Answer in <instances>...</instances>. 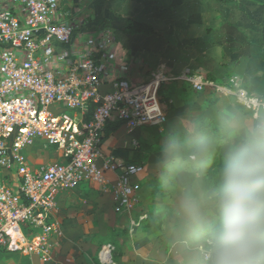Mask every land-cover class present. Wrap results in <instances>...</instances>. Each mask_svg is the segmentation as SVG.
I'll return each instance as SVG.
<instances>
[{"label": "crops", "instance_id": "0c3cea01", "mask_svg": "<svg viewBox=\"0 0 264 264\" xmlns=\"http://www.w3.org/2000/svg\"><path fill=\"white\" fill-rule=\"evenodd\" d=\"M60 3L77 26L74 39L78 41L71 50L77 60L85 39H105L106 50L99 54L107 74L103 91L110 90L114 75L131 84L143 83L155 73L168 77L159 90L165 120L158 128L138 129V140L152 145L157 131L164 144L176 133L183 141L198 140L207 130L203 122L210 121L228 129L221 139L226 158L230 149L246 143L260 128L263 115L255 119L230 91L242 88L264 98V0ZM129 19L151 26L154 34L126 33ZM193 74L212 85L196 91L183 78ZM112 135L103 141L102 149L122 163L143 167L133 181L132 208L114 211L116 177L111 173L105 187L85 184L61 193L55 211L59 231L51 238L50 259L23 255L26 263L94 264L104 241L114 239L119 244L117 264H205L196 247L213 238L220 210L217 200L204 196L193 158L174 155L164 145V162L158 163L154 155L145 162L134 161L135 149L128 146L132 137ZM49 151L38 140L24 152L35 167L62 159L59 150ZM171 179L170 190L151 194L152 186L166 185ZM145 193L148 200L142 199ZM143 212L146 219L130 233V224Z\"/></svg>", "mask_w": 264, "mask_h": 264}, {"label": "built area", "instance_id": "2783aa9c", "mask_svg": "<svg viewBox=\"0 0 264 264\" xmlns=\"http://www.w3.org/2000/svg\"><path fill=\"white\" fill-rule=\"evenodd\" d=\"M74 21L60 0H0V249L44 261L59 231L55 211L61 193L85 184L105 187L111 173L114 211L133 206V181L143 167L102 149L106 124L121 122L131 133L165 120L158 89L168 77L155 73L131 84L114 75L110 90L103 91L107 74L99 54L106 50L105 39H85L77 60L71 52L78 41ZM183 78L196 91L212 85L195 74ZM230 94L255 119L263 115L264 126V98L242 88ZM60 106L73 116L50 110ZM38 140L55 146L62 159L30 165L24 151ZM139 145L137 138L128 142L131 149ZM146 217L140 213L129 232ZM212 240L196 247L204 262L211 258ZM113 252L111 243L103 244L94 264H117Z\"/></svg>", "mask_w": 264, "mask_h": 264}, {"label": "clouds", "instance_id": "9594fccd", "mask_svg": "<svg viewBox=\"0 0 264 264\" xmlns=\"http://www.w3.org/2000/svg\"><path fill=\"white\" fill-rule=\"evenodd\" d=\"M217 204L214 264H264V126L229 150Z\"/></svg>", "mask_w": 264, "mask_h": 264}, {"label": "trees", "instance_id": "16d2710c", "mask_svg": "<svg viewBox=\"0 0 264 264\" xmlns=\"http://www.w3.org/2000/svg\"><path fill=\"white\" fill-rule=\"evenodd\" d=\"M126 33L135 34L143 33L146 35L154 34V30L151 26L135 22L131 19L128 20L125 27ZM161 87V85H160ZM158 89V98L159 90ZM164 111V110H163ZM204 127L207 129L204 135L198 140H186V141H173L172 152L182 157H191L195 161L194 172L198 174V183L200 188L204 192L205 197H210L213 200H217V194L222 181V172L225 161V156L222 154V135L228 129L225 127H218L210 121H204ZM122 126L121 122L107 123L102 139L103 141L108 139L115 131ZM225 128V129H223ZM139 147L134 150L133 159L138 162H145L147 155L142 156L144 151L151 148V144L144 140H139ZM145 153V152H144ZM168 187V188H167ZM169 183L166 185H155L151 188V194H155L160 191L170 190ZM116 254H114V260L117 261ZM205 264H214V254Z\"/></svg>", "mask_w": 264, "mask_h": 264}, {"label": "rangeland", "instance_id": "374dc122", "mask_svg": "<svg viewBox=\"0 0 264 264\" xmlns=\"http://www.w3.org/2000/svg\"><path fill=\"white\" fill-rule=\"evenodd\" d=\"M50 110L52 112H54L55 114L64 113V114L70 115V116H73V114H74L73 111L67 110V109H65L62 106H60V109L57 110V111H54V109L52 107L50 108ZM158 127H159V125L158 126H146L144 128H158ZM223 129H225V128H223ZM140 130H136L133 133H129L128 134L126 132V129L122 126L115 133H113L112 137H114V138L118 137V139L119 138L126 139L127 138L126 136H129V137L138 139ZM154 135H155L154 136V141L155 142L151 145L152 147L149 148V150L144 151L145 153L144 152L142 153V156L154 155V156H156V159H157L158 163L159 162L160 163L164 162V145L170 146V150H172L173 141H177V142L183 141L182 138H181V135L178 134V133L173 135L172 139H170V142H168L166 144H164V139L162 138V134L160 135L159 131H157L156 134H154ZM42 144L45 145L47 149H50L49 152H51V153H54V151H57V148L55 146L46 145L44 142H42ZM57 153H58V151H57ZM172 153L174 155L176 154L175 152H172ZM24 154H25V152H24ZM192 160H194V159H192ZM171 183H172V179L170 180L169 186H171ZM142 199L148 200L149 197L145 193V194H143ZM104 242H109V243H111L114 246L113 256H114V254H116V257H118V251H119L118 241H115L114 239H108V240H105ZM212 253H213V250H212ZM23 255L24 254H21L19 252H9V251L0 249V264H27L26 260H25V257ZM201 259H202V257H201ZM116 263H118V261H116Z\"/></svg>", "mask_w": 264, "mask_h": 264}]
</instances>
